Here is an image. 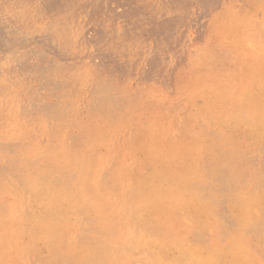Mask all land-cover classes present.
<instances>
[{"label":"rangeland","instance_id":"rangeland-1","mask_svg":"<svg viewBox=\"0 0 264 264\" xmlns=\"http://www.w3.org/2000/svg\"><path fill=\"white\" fill-rule=\"evenodd\" d=\"M232 38L264 60V0H0V264H264V147L223 87L242 84L204 77L218 125L191 104L197 51ZM147 94L160 120H124Z\"/></svg>","mask_w":264,"mask_h":264},{"label":"bare ground","instance_id":"bare-ground-1","mask_svg":"<svg viewBox=\"0 0 264 264\" xmlns=\"http://www.w3.org/2000/svg\"><path fill=\"white\" fill-rule=\"evenodd\" d=\"M233 31H235V29ZM235 35H236V31H235ZM231 41H233L232 45L227 48L222 47V45H219V43L216 42V43H212V44L210 43L206 45L205 48L203 47V49L201 48V50H198V51L196 50L198 60L197 61L196 59L194 60L193 69H192L193 70L192 74H193V77L195 78L196 85H194L192 89L191 104L194 105L193 104L194 101L196 99H199L201 101V105L195 107L194 109L198 111L199 113L205 114L213 124L215 125L219 124V122L221 121V115L219 114L221 110V105H220L221 100L219 96L215 95V91H216L217 86L220 83L213 84L211 83L212 81H209L206 84H204L203 79L206 76L207 77L215 76V78H216V75L224 76V72L220 73L219 71L220 69L218 67V65L219 66L221 64L224 65L225 68L228 69L227 70L228 73L231 72L229 74L230 75L232 74V77H236L238 79L239 84H242L241 87H239V91H237L236 87L232 86L231 84L229 85V89H228V86H226L225 84L223 85V87L225 88V91L231 92L234 98L238 97L240 101L242 102L245 101L244 118L242 119L239 118V120H237V122L235 123V126L237 128L241 127L243 131L245 132V134L250 138V141L253 144H255L256 147L262 148L264 147V60L249 63V60L247 59L248 55L243 54V53L241 54L238 51L239 47L233 44V43L241 44L243 41L237 42L233 38ZM135 42L136 41H134V43ZM236 52L240 54H238L237 56H233L237 54ZM204 64L206 65V67H204ZM227 71L225 74H227ZM230 75H227V76H230ZM216 82H219V80ZM257 91H259V93ZM214 96L216 98L212 99V97ZM123 97L131 101V103H134L135 104L134 106L138 107V109L136 108V111L132 114L127 113V111L123 112L122 116L124 120L126 121H130L131 119L133 120L135 117L139 116L138 114L140 112H145V111L146 112L148 111L147 119L153 120L156 117L157 119L156 121L160 120V115H158L157 107L154 106V99L151 97V95L147 94L146 96H143L140 99L139 98L137 99L135 96L123 95ZM103 100L105 99L103 98ZM107 107L109 106L107 105ZM247 112L252 113V116L254 117L253 118H251L252 116L248 117ZM152 114H155V115L152 116ZM116 115H113V116L115 117ZM256 116H257V119H256ZM101 118L102 117L90 115L86 117V120H84L82 123L83 125H86L85 122L87 120H90L94 125H96L95 127H97L101 123V121L104 122L101 125L103 126L107 125L106 127H108L111 124L110 123L111 120H109V117L102 118L104 120H102ZM155 125L156 123H154V121H151L149 123L147 121V123L142 127L143 129L141 131H137L135 126H132L130 130H132L131 134L135 135L134 138L130 140L124 138L120 144L118 143L117 145H114L113 153L115 155L112 156L111 161L115 160L116 157L118 158V160H120V158L125 155H126V158H129L128 157L130 155L129 153L132 152V149L130 148L140 147V148L147 149L149 145L148 137L144 139V138H141L140 136L144 135L145 133H148V131H146V128H148V126L154 127ZM83 145L84 144L81 141V147ZM125 148H126L125 150L126 154L122 155L121 150ZM32 149H36V148L33 147ZM178 155H180V153ZM176 157H179V156H176ZM122 163H125V159ZM126 163H128V159L126 160ZM53 171L54 169H51V172ZM74 173L77 176L80 173V170L75 169Z\"/></svg>","mask_w":264,"mask_h":264}]
</instances>
